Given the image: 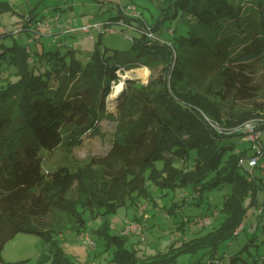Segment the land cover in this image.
<instances>
[{"label": "trees", "instance_id": "16d2710c", "mask_svg": "<svg viewBox=\"0 0 264 264\" xmlns=\"http://www.w3.org/2000/svg\"><path fill=\"white\" fill-rule=\"evenodd\" d=\"M8 8V1L0 0V11ZM160 10L154 28L181 14L189 19V25L170 41L177 50L174 65L170 47L149 44L143 35L133 36L135 54L118 49L107 53L100 48V38L85 64L74 57L67 61V54L58 48L31 52L27 45L16 42L0 51V263L18 264L3 258L5 244L19 232H31L50 244L51 264H77L55 236L62 228L59 220H48L56 210L73 218L79 233L88 230L87 210L93 217H101L92 232L104 240L106 248L113 247L114 264H175L181 255L201 250H207L213 259L219 246L239 233L249 209L261 204L258 194L263 177L255 172L250 178L246 166L240 164L252 154L251 147L235 142L221 145L241 132L221 131L213 123L225 129L264 117V85L254 84L252 75L264 68V33L248 31L249 40L241 50L230 49L229 38L220 33L227 21L240 25L244 7L235 0H162ZM117 16L120 14L108 19ZM262 24L264 28V21ZM189 56L192 61L186 63ZM156 58L165 63L166 78H160L157 86L128 77L127 88L117 96L119 115L110 111L107 97L112 81L120 79L118 70L126 72L137 63L150 65ZM44 59L50 66L42 67ZM207 62L212 67L208 80L197 84L187 80L185 84L186 71L204 70ZM75 82L71 90L69 84ZM259 94L263 98L252 108L240 114L235 111L233 97ZM107 118L118 119V125L105 155L92 156L86 166L76 170L61 165L44 171L43 148L71 151L83 144L86 134L99 132ZM225 184L231 185V192L221 210L199 215L216 211L213 222L200 227L196 216L197 228L192 229L191 237L174 241L167 250L139 251L130 246L131 235L123 234V227L114 226L109 219L121 207L139 208L142 199L158 206L156 195H168L170 189L190 188L196 199ZM184 205L185 198H181L166 209L175 213ZM220 215V224L204 231ZM150 217L146 209L144 216L138 213L131 218L143 220L147 229ZM257 221V228L263 223L264 230V219ZM184 223L178 228L185 229ZM114 227L117 231L111 232ZM257 228L251 231L252 239ZM238 257L239 253L232 255L231 264Z\"/></svg>", "mask_w": 264, "mask_h": 264}, {"label": "rangeland", "instance_id": "374dc122", "mask_svg": "<svg viewBox=\"0 0 264 264\" xmlns=\"http://www.w3.org/2000/svg\"><path fill=\"white\" fill-rule=\"evenodd\" d=\"M8 1L10 8L0 11V51L7 49L8 46L14 45L16 42L19 44L27 45L28 50L43 51L60 49L61 54H67L66 59L70 61L72 57L80 60L85 64L89 58V55L96 49L97 42L101 40L100 48H106L107 53H112L115 49L118 50H131L132 54H135L133 48V39H129L127 36L143 35L139 30L130 28L122 29L119 27V31L116 33L100 32L98 29H93L94 37L92 38L89 33L78 32L76 34H60V41L64 42V45L60 47L53 42L54 36L61 32L59 27L54 26V35L47 33L48 27L43 24L42 21L48 19L54 21L55 16L60 13L62 15V23L65 22L69 16L76 18H84L94 21L95 19H106L111 15L120 14L109 21L118 20L123 14L122 6H126L129 2L136 3L139 9L142 11V18L140 20L128 19L129 22H137V24H144L147 22L153 27V24L157 22L161 15L160 6L162 0H3ZM242 4L244 10L240 17V25L233 21H227L224 29L221 31L220 36L226 35L230 40V49L233 52H238L241 47L249 40L248 34H260L264 33L262 22L264 21V0H235ZM14 3H17L15 6ZM121 10V11H120ZM94 17H93V16ZM96 16V17H95ZM142 25H139L142 29ZM189 25V19H185L181 14L177 18L167 19L162 21L158 28H154L157 34L156 38L146 37L149 44L156 43L165 48L170 47L173 50V65L177 59V50L170 43L172 37L175 34L180 33V29L183 26ZM17 27H23V30L17 34H13L12 31ZM234 27V28H232ZM177 28V30L175 29ZM69 49H73V53H68ZM147 51L148 48H145ZM204 53V52H203ZM202 53V54H203ZM39 58V56H37ZM193 56H189L186 59V63L192 61ZM35 59L34 55L32 60ZM143 59L141 58L140 61ZM42 65L45 68L47 61ZM33 62V61H32ZM137 67L147 66L148 71L146 74H140L139 72H133L129 75L127 71L122 72L118 70L120 79L112 81V92L120 88L118 94L127 88V78L131 77L137 82L149 84L151 82L154 85L160 84V78H166L167 71L164 68L165 63L159 58L152 59L151 64L137 63ZM207 64V68L191 69L192 71H186L185 84L187 80L192 83H199L202 80L207 81L209 75L212 74L211 63ZM200 64H196V66ZM50 66V65H48ZM197 68V67H196ZM209 71H208V70ZM207 70V71H206ZM206 71V72H205ZM208 73V75H206ZM68 74V73H67ZM253 83L258 85H264V68H260L257 72H253ZM170 80V77L168 78ZM77 82L69 84L71 90L75 89ZM111 94V93H110ZM110 94L107 97V105L110 111L118 114V99L117 97L110 99ZM262 94L254 98H232L235 111L237 113H243L246 110L252 108L255 101H261ZM229 113V112H228ZM227 114V112H226ZM228 115V114H227ZM118 125V119L107 118L101 123L100 131L96 133L89 132L85 135L83 144L74 147L71 151H66L61 147L56 148L54 151H49L43 148L40 153L43 156V168L44 171H54L61 165H67L71 170H76L81 166H86L92 156L105 155L111 148L114 134ZM264 140V135H263ZM229 142H235L239 146L250 147V141L246 140L241 135L231 136L227 140H223L221 145ZM250 153L253 150L250 149ZM264 162V157L263 160ZM162 162H159L161 164ZM242 172H246L244 167H241ZM263 168L257 167L255 172L264 179ZM76 187V184L74 185ZM187 189V190H186ZM178 188L175 190H168V195L160 196L156 195L158 206L153 205L150 201L142 199L140 204H147V211L151 215L146 219L147 224V238L142 240L138 235L132 234L130 236L129 244L132 247H136L139 251H145L148 254L155 253L159 250H167L171 243L180 240L181 238L191 237L192 229H196L197 225L194 223L196 216L203 215L211 212L212 210H221L225 196L231 192V185L225 184L221 188H215L206 191L203 196L198 198H192L190 188ZM187 194V195H186ZM181 198H185V205L175 213L167 211L166 206H169L174 201H181ZM202 198V199H201ZM201 199V203L197 201ZM258 199L261 204H264V182L259 190ZM255 206L249 209V216L246 218L245 229L239 231V233L232 239L223 242L215 257L222 261V264H231V256L239 253L237 261L233 264H264V230L262 228L263 223L257 228L256 236L252 239V232L249 230L252 223H257V217L254 213ZM138 214V208L135 206H125L119 208L116 213L109 216V219L115 223L116 220L125 221L127 216H135ZM85 218L88 220V230L91 232L96 245L91 248L80 237V233L73 227V218L68 217L66 214H61L57 210L49 214L48 220L56 222L59 220L61 224V231L55 234L58 239V243L64 248L66 253L77 264H114L111 260L113 255V247L106 248L104 240L97 234H94L93 229L97 228L102 222L101 217H93L90 210L85 213ZM223 219V215H220L215 219L214 224L204 229L208 230L214 226L220 224ZM184 221L185 229H179L178 224ZM116 232V227L110 230ZM3 258L6 261L16 262L18 264H51V246L45 241V239L31 232H19L11 240H9L2 252ZM211 258L207 250H201L196 254H183L178 258L175 264H206Z\"/></svg>", "mask_w": 264, "mask_h": 264}, {"label": "built area", "instance_id": "2783aa9c", "mask_svg": "<svg viewBox=\"0 0 264 264\" xmlns=\"http://www.w3.org/2000/svg\"><path fill=\"white\" fill-rule=\"evenodd\" d=\"M123 9V14L121 17L116 20V21H109V20H104V19H95L94 21L90 20L85 23L79 24L77 22L76 17L69 16L66 18L65 22L62 23V15L58 13L54 21H50L48 19L43 20L41 23L42 25L45 24L49 29L47 33L49 35H54L56 34L53 31V27H59L61 29V32L56 34L54 36L53 42L56 43L57 45L61 46L64 45L63 41H60V34H76L78 32H85L89 33L90 36L93 38L94 34L92 30L98 29L100 32H110V33H116L119 31V27L122 29L125 28H130L134 30H139L140 32L143 33L146 37L150 38H156L157 34L155 33L154 29L152 26H150L147 22H145L142 25V29H140L139 25L137 22H129L127 17L131 16L133 17V20H140L143 16L141 10L139 9L138 5L136 3H128L126 6H122ZM23 30V27H17L15 30L12 31V33L15 35L19 33L20 31ZM129 39H133V36L128 35L127 36ZM261 122H264V117H256V118H251L247 119L237 126L230 127V128H222L218 123H213L219 130L221 131H226V132H241V135L248 141H250V149L253 150V153L250 155V157H243L240 160L241 165H245L246 168L248 169L250 173V178L253 176L255 177V170L257 167H262L264 168V162L263 157H264V140H263V135H264V127H260ZM147 209V204H140L138 208V213L140 216L145 215V210ZM255 216L257 217V220H262L264 219V204H259L255 206L254 209ZM217 212H213L210 215H205V216H198L195 219V223L198 224L200 227L209 225L213 222V216L216 215ZM258 226V221L257 223H252L250 225L249 230L250 231H255V229ZM245 229V225L241 224L239 228L237 229V232L240 230ZM123 234H135L138 235L142 240H146L147 238V232H146V227L145 223L143 220L139 219H133L129 216L125 217L124 225L121 230ZM80 237L84 240L86 244H88L91 248L95 247L96 242L94 238L92 237V234L89 230H83L80 232ZM0 264H5V263H0ZM206 264H222V261L219 258H213L210 259Z\"/></svg>", "mask_w": 264, "mask_h": 264}, {"label": "bare ground", "instance_id": "6f19581e", "mask_svg": "<svg viewBox=\"0 0 264 264\" xmlns=\"http://www.w3.org/2000/svg\"><path fill=\"white\" fill-rule=\"evenodd\" d=\"M147 71H148V67L147 66L134 67V68H132L130 70H127V74L126 75H129V74H131L133 72H139L140 74H146ZM119 92H120V88H118L117 90L111 92V94L109 96L110 99H113V98L117 97Z\"/></svg>", "mask_w": 264, "mask_h": 264}, {"label": "crops", "instance_id": "0c3cea01", "mask_svg": "<svg viewBox=\"0 0 264 264\" xmlns=\"http://www.w3.org/2000/svg\"><path fill=\"white\" fill-rule=\"evenodd\" d=\"M124 2H126L125 0H123ZM17 3H14L13 5L15 6ZM93 16V15H92ZM94 17V16H93ZM96 17V16H95ZM109 18V17H108ZM108 18H106V19H108ZM105 20V19H104ZM87 21H89V20H87V19H85V17L84 18H77V22L79 23V24H82V23H85V22H87ZM129 217H131V216H129ZM114 226H117L118 228H121V227H123V225H124V222L122 221V220H116L115 221V223L113 224Z\"/></svg>", "mask_w": 264, "mask_h": 264}]
</instances>
